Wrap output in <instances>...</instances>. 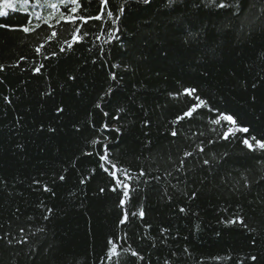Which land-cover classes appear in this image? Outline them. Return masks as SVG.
<instances>
[{"label":"trees","instance_id":"trees-1","mask_svg":"<svg viewBox=\"0 0 264 264\" xmlns=\"http://www.w3.org/2000/svg\"><path fill=\"white\" fill-rule=\"evenodd\" d=\"M57 2H46L38 13L46 16L51 11L47 4ZM165 2L155 0L148 11L133 3L127 18H122L120 41L111 44L103 43V35L96 39L100 25L90 21L84 26L90 33L85 42L60 53L63 42L71 39V28L58 25L59 38L46 45L47 60L34 51L51 31L46 25L37 30L39 36L25 34L12 30L27 23L24 12L10 11L0 17V23L8 25L0 28V65L4 66L0 72V237L13 239L11 245L0 239V264H100L109 237H123L125 232L128 239L119 241V264H255L253 255L264 264V181L253 183L250 191L243 188L244 177L256 181L264 166L242 144L245 136L264 137V19H260L264 3L251 0L256 7L246 13L243 32L227 38L228 20L215 14L224 10L176 5L182 10L177 15L197 14L217 35L221 47L213 55L205 43L189 48L183 36L171 35V18L158 11ZM85 4V15L96 13L98 0H85ZM28 18L36 23L34 15ZM110 23L103 27L111 30ZM149 36L152 39L145 44ZM113 63L121 68H112ZM40 64L44 67L34 73ZM126 64L131 65L127 71ZM112 72L117 73L116 81L109 79ZM70 75L77 79L69 80ZM109 86L114 98H105L112 99L111 105L101 102L109 111V117H104L95 104ZM187 87H197L210 104L236 114L250 132L220 140L210 129L220 132L221 128L209 125L213 116L204 110L195 121L185 119L174 125L177 116L195 103L176 95ZM46 91L53 95H43ZM118 106L126 111L120 113V120H112ZM57 107L64 112L57 114ZM104 123L120 127V134L103 130ZM173 127L179 132L176 138L170 134ZM93 138L105 141L112 159L121 166L134 173L141 166L150 171L142 178L149 183L134 185L140 189L139 199L134 196L125 206L138 211L142 205L144 220L130 217L129 224L119 225L123 210L118 195L107 191L111 178L99 168L98 156L84 155L100 150L99 145L92 148ZM209 139L215 142L209 145ZM197 144L205 147V158L215 156L212 173L197 162L199 155L177 172L183 152L195 151ZM61 175L64 181L59 180ZM155 176L160 180L152 179ZM82 179L87 182L81 184ZM44 185L52 192H45ZM102 187L104 193L99 191ZM193 192L195 199L190 198ZM180 207L188 212L180 213ZM237 215L254 231L225 223ZM21 228L27 243L15 242ZM164 228L169 231L162 236ZM129 245L145 259L124 253Z\"/></svg>","mask_w":264,"mask_h":264},{"label":"snow or ice","instance_id":"snow-or-ice-1","mask_svg":"<svg viewBox=\"0 0 264 264\" xmlns=\"http://www.w3.org/2000/svg\"><path fill=\"white\" fill-rule=\"evenodd\" d=\"M155 0H122L121 3L113 4L112 0H98V8L95 14L93 15H85L86 4L85 0H59L57 3H48L47 7L51 9V11L46 15L42 16L40 13H29L27 11V7L29 5V0H0V17H7L11 12L23 11L25 13V20L27 23L19 28L12 29L13 31L19 30L25 34L35 33L39 36L38 29H41L42 24L47 26L48 30H51L44 37V42L40 43L38 47L35 48V53L37 55H42L45 60L50 57L45 53L46 45L50 42H53L59 38L58 32L55 30L58 25H68L71 28V39H66L63 42V45L59 48L60 53L71 52L74 50V46L77 44H82L85 42V38L90 35V33L84 29V26L88 25L90 21L99 22V30L98 34H96V39L99 40L101 35L105 37L103 40L104 44H111L113 41H120L121 22L122 18H127V13L131 11V5L133 3L138 5L146 6L144 8L145 11L150 10L151 6ZM178 3H184L185 8L189 6V4L195 9H222L221 12H216L217 18L221 15L228 20V24L225 27L229 28L228 32L224 33L225 38L235 35L237 32L242 33L245 24L247 23V15L246 13L251 10V8H255L256 5L251 3V0H166L162 5L161 15L171 18L169 23L172 25L170 29L171 35H181L184 37L183 44L191 48L194 44L198 45L200 43H205L209 51L215 55L218 48L221 45L217 44V35L214 32H209L204 24L203 19L197 15L193 14L190 17L177 15L178 12L182 10L177 8L176 5ZM264 3V0H262ZM39 6V5H38ZM61 7L65 9V11H60ZM36 23H33L29 16H33ZM260 19H264V7L261 8V17ZM110 23V29L107 30L103 27L104 24ZM147 22V21H146ZM0 28H8V25L5 23H0ZM217 31H221L218 29ZM152 39L151 36L145 38L143 41L145 44H148ZM239 42V41H238ZM132 43V41H129ZM227 46L231 47V40L227 41ZM233 51H237V48H233ZM101 52L103 53V49L101 48ZM126 54V53H125ZM57 53L54 51L52 53V57H56ZM23 59V58H22ZM261 59L264 60V54H262ZM95 63V61H93ZM112 68H121V64L113 63L110 65ZM44 65L40 64L38 67L34 69V73H40L41 68ZM124 69L127 71L131 68V65H124ZM249 70H252L251 65L249 66ZM4 71V66L0 65V72ZM261 73H264V66L261 67ZM118 78L116 72H112L109 75V79L112 81H116ZM123 79V77H120ZM259 78V77H258ZM69 80H76L77 77L74 75H70L68 77ZM252 87L255 88L256 84L253 83ZM199 89L197 87H187L184 88L182 93H178L176 95H185L192 100L195 101L186 111H184L181 115L177 116V118L173 121V124H180L181 121L185 119L190 121H195L199 116L204 115V111L209 114H212L213 118L208 120L209 125L219 126L221 128L220 132H217L216 127H212L210 130L217 134L218 139L220 140H229L230 137H235L237 132L239 133H249L250 129L247 126L241 124L240 117H238L234 113L222 111L220 108L212 105L209 101L199 95ZM43 95L52 96V92H44ZM106 97L114 98V89L109 86L107 90L104 91L103 95L99 97V102L95 104V107L101 109L104 117H109V111L105 110L102 107V103L106 105H111L112 99L105 100ZM8 98L5 97V100ZM204 110V111H201ZM126 109L123 106H118L116 109V113L111 115L112 120H120V113H124ZM57 114L64 112L63 107L56 108ZM223 122V123H222ZM226 124V130H225ZM145 126L147 127V122H145ZM102 129L105 131H112L117 134H120V127L110 128L108 123H104L102 125ZM50 131H55V129H49ZM173 138L178 137V130L173 127L170 132ZM201 136H204L205 133L201 132ZM215 141L209 139L208 144L211 145ZM203 141L201 142V144ZM90 144L93 149L99 145L100 150L94 152H85L84 155L93 156L94 154L98 156V165L99 168L106 173L112 181V186L107 189L112 193H116L119 197L118 206L123 210V215L119 220V225H127L130 223L131 218H139L140 220H144L145 211L143 206L141 205L138 211H129L126 208V205H129L133 202V197L136 196L139 199L140 189L135 187L134 185H138L141 182L147 184L148 180L142 179L150 175V171L143 166L139 168L135 173L128 167L121 166L120 163L116 160H113L110 154V150L108 148V144L100 139L93 138L90 141ZM201 144L196 145L195 151H184L182 158L179 160V166L176 167V171H182L186 168V161L189 158L195 159L198 155L201 156V160L197 161L202 164V166L207 170L208 174H211L213 171V161L216 160L215 156L211 159L205 158L207 156L205 147H202ZM243 147L249 152L252 153V158L254 160H260L262 162V166H264V137L258 138L256 135H249L242 138ZM258 154V155H257ZM225 155H227L225 153ZM171 159V157H169ZM95 170L93 169V173ZM167 175L171 176L172 172H167ZM152 179L159 181L160 176L152 177ZM60 181L65 180V176L61 175L59 177ZM264 181V173H262L256 181H249L247 177H244L243 188L247 190H251L252 184H260ZM86 179H82L80 181L81 184L86 183ZM39 183V182H37ZM43 190L45 192H52V189L47 185L43 186ZM239 190V189H237ZM100 193H104L106 191L105 188H100ZM191 199L196 198V193L193 192L190 195ZM171 200V197H169ZM49 213L53 212V209L49 208L47 210ZM180 213H187L188 210L184 207L179 208ZM44 220H48L49 216L45 215L43 217ZM227 224H239L244 228L248 229L250 232L254 231L251 229L248 224L245 223V219L239 215L235 216L233 219L226 221ZM147 227H150L148 225ZM39 231H44L43 228L39 229ZM169 229L164 228L161 230V235L163 236L167 233ZM20 236L16 238V243H27V239L25 238L24 229H20ZM0 239H6L8 244L13 243V239L9 237H0ZM128 233L125 232L123 237L112 238L109 237L107 243L105 245V249L103 251L102 257H100V264H119V260L121 257V244L119 241L123 240L127 242ZM253 244L256 243L255 240L252 241ZM155 247V244L152 245ZM185 252L188 251L187 248L184 249ZM124 253H130L131 257H135L136 260L143 261L145 257L141 255L138 251L132 250L129 245L127 248L123 249ZM175 255V254H174ZM250 259L255 262V264H259L258 257L253 255ZM135 264V261H133ZM165 264H168L165 261Z\"/></svg>","mask_w":264,"mask_h":264},{"label":"rangeland","instance_id":"rangeland-1","mask_svg":"<svg viewBox=\"0 0 264 264\" xmlns=\"http://www.w3.org/2000/svg\"><path fill=\"white\" fill-rule=\"evenodd\" d=\"M50 0H29V5L27 7V11L32 13V12H38V9L43 7V5L46 4ZM39 5V6H38ZM23 12V11H21Z\"/></svg>","mask_w":264,"mask_h":264}]
</instances>
